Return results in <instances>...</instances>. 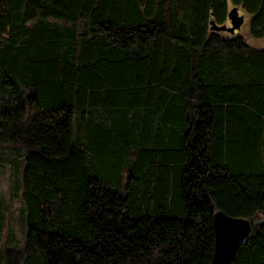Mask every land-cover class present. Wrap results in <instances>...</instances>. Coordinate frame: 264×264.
<instances>
[{
  "label": "trees",
  "instance_id": "16d2710c",
  "mask_svg": "<svg viewBox=\"0 0 264 264\" xmlns=\"http://www.w3.org/2000/svg\"><path fill=\"white\" fill-rule=\"evenodd\" d=\"M232 6L264 39V0H0V264H209L215 210L264 264V49L209 29Z\"/></svg>",
  "mask_w": 264,
  "mask_h": 264
},
{
  "label": "rangeland",
  "instance_id": "374dc122",
  "mask_svg": "<svg viewBox=\"0 0 264 264\" xmlns=\"http://www.w3.org/2000/svg\"><path fill=\"white\" fill-rule=\"evenodd\" d=\"M243 20L238 30L234 33L245 35V42L254 48L264 49V39H254L247 36L249 13L238 9ZM220 34H229L226 31H218ZM20 152V151H19ZM19 152L9 146L0 145V242H4L7 237L14 236L18 243L23 240L22 227L18 217L22 203L19 199L20 186L17 182L19 167L15 166V161L20 159ZM14 160V162H13ZM10 230L11 235L9 234Z\"/></svg>",
  "mask_w": 264,
  "mask_h": 264
},
{
  "label": "water",
  "instance_id": "95a60500",
  "mask_svg": "<svg viewBox=\"0 0 264 264\" xmlns=\"http://www.w3.org/2000/svg\"><path fill=\"white\" fill-rule=\"evenodd\" d=\"M226 18L228 24L225 22L217 24L213 19H209V29L232 34L239 29L243 20L236 6L226 11ZM212 228L213 250L209 264H230L238 244L251 230V221L248 218L229 216L221 210H215L212 213Z\"/></svg>",
  "mask_w": 264,
  "mask_h": 264
},
{
  "label": "flooded vegetation",
  "instance_id": "af4514ba",
  "mask_svg": "<svg viewBox=\"0 0 264 264\" xmlns=\"http://www.w3.org/2000/svg\"><path fill=\"white\" fill-rule=\"evenodd\" d=\"M226 24H228V20H227Z\"/></svg>",
  "mask_w": 264,
  "mask_h": 264
}]
</instances>
